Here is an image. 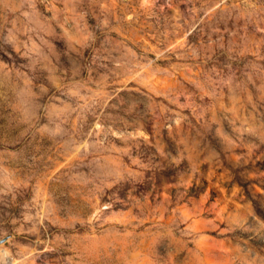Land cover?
<instances>
[{"label":"rangeland","instance_id":"374dc122","mask_svg":"<svg viewBox=\"0 0 264 264\" xmlns=\"http://www.w3.org/2000/svg\"><path fill=\"white\" fill-rule=\"evenodd\" d=\"M0 264H264V0H0Z\"/></svg>","mask_w":264,"mask_h":264}]
</instances>
